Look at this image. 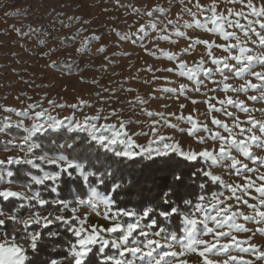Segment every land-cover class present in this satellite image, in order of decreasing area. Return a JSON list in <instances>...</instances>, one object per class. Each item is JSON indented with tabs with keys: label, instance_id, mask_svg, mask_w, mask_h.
I'll return each instance as SVG.
<instances>
[{
	"label": "snow or ice",
	"instance_id": "1",
	"mask_svg": "<svg viewBox=\"0 0 264 264\" xmlns=\"http://www.w3.org/2000/svg\"><path fill=\"white\" fill-rule=\"evenodd\" d=\"M176 3L180 11L166 23L158 17L169 16L171 3L168 8L157 5L142 13L133 8L134 14L149 18L147 23L135 32L115 34L122 42L139 45L148 55L159 53L173 62L174 67L157 71L178 74L194 82V87L180 84L158 90L174 93L177 99L183 95L193 105L206 104V119L191 113L177 116L143 109L142 115L152 118L150 131L133 134L128 129L139 122L131 118L120 120L117 126L100 124L101 119L109 118L100 115L61 119L41 102L21 109L0 107V111L19 117L16 121L11 116L0 119V135L10 137L0 140V150L17 153L0 159V264H34L45 249L55 255L43 264L264 261V250L252 242L257 233L264 236V155H257L264 152V119L256 116H264V107H255L264 105V0ZM221 4L231 6L221 9ZM184 16L191 19L184 20ZM190 30L203 31L222 42L189 36ZM153 32L155 50L144 43ZM99 39L93 35L87 43ZM181 39L188 44L180 53L159 48L160 41L176 44ZM201 46L207 60L202 56L190 65L183 59ZM86 50L83 44L78 49L81 53ZM105 50L98 49L101 53ZM215 50L223 55L217 56ZM55 51L59 49L44 55L50 57ZM147 70L152 71L151 67ZM154 79L160 77L154 75ZM230 80L241 83L235 85ZM209 83L215 87L208 88ZM217 91L225 93L223 99L209 95ZM189 92L207 98L192 99ZM241 95L246 99H239ZM137 102L148 103L139 97ZM48 103L52 108L73 110L91 107L83 100L71 105ZM111 116L119 114L113 110ZM165 127L187 135L197 146H186L176 136L162 133L160 129ZM136 137L149 138L139 143ZM136 166H140L139 176ZM132 196L138 197L134 205L125 200ZM85 209L107 223L89 224ZM177 220L180 223L173 231L169 222ZM241 233L251 235L241 239L237 235ZM192 256L198 260L190 262ZM221 256L226 259H214Z\"/></svg>",
	"mask_w": 264,
	"mask_h": 264
},
{
	"label": "rangeland",
	"instance_id": "2",
	"mask_svg": "<svg viewBox=\"0 0 264 264\" xmlns=\"http://www.w3.org/2000/svg\"><path fill=\"white\" fill-rule=\"evenodd\" d=\"M211 2L212 0H200V3L204 5ZM170 3L173 6L169 16L167 18L158 17L164 23L168 18L175 19L177 12L180 11L181 6L176 3V0H0V107L21 109L28 104L41 102L43 108L51 109V114L61 119L75 115L76 119L83 120L85 116L100 115L109 117L107 120L101 119L100 124L109 123L117 126L120 120L127 121L131 118L139 122L130 125L128 130L133 134L150 131L149 125L152 123V118L142 115L143 109L162 112L166 115L175 113L177 116L181 113L185 116L191 113L198 116L200 120H205L206 104L193 105L183 95L177 99L174 93L158 90L177 88L180 84L192 88L194 82L181 78L178 74L157 71V69L174 67V63L169 62L159 53L155 56L148 55L139 45L133 46L131 43L122 42L115 34V31L135 32L140 24L147 23L149 18L134 14L133 8L140 9L142 13L157 5L168 8ZM230 6L220 5L221 9ZM235 7L239 9V5ZM190 19L184 16V20ZM133 24L136 27L130 29L129 26ZM93 35L100 39L92 41L89 45L87 38ZM189 36H200L222 42L217 37L199 30H190ZM72 37L75 39H70L71 42L65 43L66 38ZM155 37L156 33L153 32L149 39L144 41L149 49H156ZM40 41L46 43L42 45ZM82 44L87 49L83 53L78 51ZM187 44L188 41L184 39L176 44L160 41L159 48L180 53L183 48L187 47ZM101 47L106 49L102 53L98 51ZM54 49H59V51H55L50 57L44 55ZM205 51L202 46L198 47L193 54L183 59L187 60L190 65L199 61L202 56L207 60ZM215 53L217 56L223 55L219 50H215ZM57 65L65 66L66 69H61ZM149 67L152 71L147 70ZM154 75L160 79H154ZM165 77L167 80L164 79ZM229 82L235 85L241 83L238 80ZM212 87L215 85L209 83L208 88ZM201 91H206V89ZM188 95L200 101L207 98L194 92H189ZM209 95L223 99L225 93L217 91ZM229 95L236 98L232 93ZM17 96L20 100L16 99ZM138 97L147 100L148 103L139 104ZM239 99L246 98L241 95ZM81 100L86 101L91 107L81 106L73 110L70 107L52 108L48 103L55 101L57 105H71L78 104ZM181 104L186 107L181 109ZM255 107H264V105H255ZM113 110L119 116H111ZM229 110L236 111L235 109ZM6 116H11L13 121L19 119L14 114L0 111V119ZM240 116L244 119V114ZM256 116L258 119H264V116L259 113H256ZM220 118L224 119L223 116ZM171 119L172 123H177L175 118ZM209 126H211L210 121ZM181 127H186V125L181 124ZM160 131L176 136L186 146L189 144L193 147L197 146L190 137L181 136L173 132L171 128H161ZM200 135L204 133L201 132ZM136 138L139 143H146L149 137ZM8 139H10L9 136L0 135V140ZM15 154L17 153L0 150V159ZM257 155H264V152H257ZM214 171L219 173L220 170L214 169ZM235 179V177L232 178V180ZM244 211L247 213L249 210L245 208ZM83 214L88 216L89 224L107 223L91 209H85ZM247 227L255 229L256 225L248 224ZM237 235L245 239L251 233ZM252 242L264 250V236L257 233ZM232 254L242 255L245 259H254L249 254L237 252ZM189 259L190 262L198 260L196 256ZM214 259L223 260L226 257H214ZM255 264H264V261H256Z\"/></svg>",
	"mask_w": 264,
	"mask_h": 264
},
{
	"label": "trees",
	"instance_id": "3",
	"mask_svg": "<svg viewBox=\"0 0 264 264\" xmlns=\"http://www.w3.org/2000/svg\"><path fill=\"white\" fill-rule=\"evenodd\" d=\"M67 41L71 42L72 40L70 39H67ZM59 68L61 69H66L65 66H62V65H57ZM15 133H18L19 130H14ZM51 139V137H50ZM62 142V141H61ZM53 143H55V141L53 140ZM46 144H47V141H46ZM125 163H128L127 161ZM137 168V176H139V169H140V166H136ZM151 185H149L150 187ZM196 191H199V189H195ZM213 190H216L215 188H213ZM125 200H131L132 204H136L137 201H138V197L136 196H132V197H126ZM131 206V205H130ZM171 224V230L175 231L176 230V226L177 224L180 223V221H175V222H172L170 221L169 222ZM55 254L54 253H51L49 250L45 249L44 251L40 252L37 257L35 258V261H34V264H43L44 261L48 260L50 258V256H54Z\"/></svg>",
	"mask_w": 264,
	"mask_h": 264
}]
</instances>
